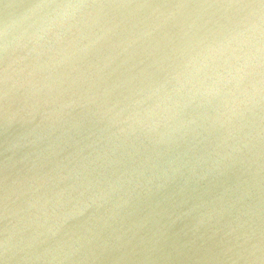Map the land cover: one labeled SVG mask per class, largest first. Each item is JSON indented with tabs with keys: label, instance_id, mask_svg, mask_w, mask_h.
<instances>
[{
	"label": "water",
	"instance_id": "obj_1",
	"mask_svg": "<svg viewBox=\"0 0 264 264\" xmlns=\"http://www.w3.org/2000/svg\"><path fill=\"white\" fill-rule=\"evenodd\" d=\"M0 264H264V0H0Z\"/></svg>",
	"mask_w": 264,
	"mask_h": 264
}]
</instances>
